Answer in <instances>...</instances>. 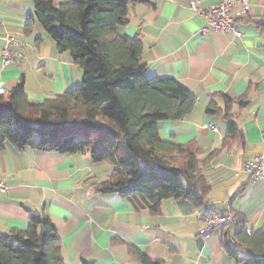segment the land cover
<instances>
[{"label": "crops", "instance_id": "0c3cea01", "mask_svg": "<svg viewBox=\"0 0 264 264\" xmlns=\"http://www.w3.org/2000/svg\"><path fill=\"white\" fill-rule=\"evenodd\" d=\"M193 1L207 9L223 0H135L119 33L141 38L147 77L174 78L197 97L186 118L161 122L159 129L164 140L195 142L201 158L221 149L205 167L211 192L202 207L168 199L157 215L137 210L119 194L97 191L110 163L7 144L0 151V181L7 187L0 191V236L25 230L31 214L43 209L56 226L65 264H142L140 254L164 264H240L219 229L209 239L200 229L207 203L215 212L231 210L248 228L264 227V178L252 181L244 171L247 160L264 156V0H236L233 13L249 2L237 18L242 39L204 34L206 19L191 9ZM34 10V0H0V84L9 93L24 76L29 101L38 103L78 87L83 72L37 22L27 31ZM6 34L20 43L12 47L16 59L4 65ZM211 104L221 113H207ZM227 113L240 132L223 146Z\"/></svg>", "mask_w": 264, "mask_h": 264}, {"label": "trees", "instance_id": "16d2710c", "mask_svg": "<svg viewBox=\"0 0 264 264\" xmlns=\"http://www.w3.org/2000/svg\"><path fill=\"white\" fill-rule=\"evenodd\" d=\"M133 2L34 0L35 15L27 31L37 22L60 53L70 54L83 72L82 82L32 103L22 76L11 92L0 95V151L10 144L110 163L112 172L96 184L97 191L119 194L135 209L153 215L168 199L202 207L211 192L205 167L221 149L201 158L195 142L161 137L159 124L186 118L197 97L174 78L147 77L141 38L119 33L129 22ZM207 113L218 115L221 109L211 104ZM225 119L223 146L240 132L232 116L227 113ZM236 217L234 226L219 229L229 254L240 264H264V227L248 228ZM140 258L142 264H164L143 254ZM0 264H65L56 226L43 209L31 214L25 230L0 236Z\"/></svg>", "mask_w": 264, "mask_h": 264}, {"label": "built area", "instance_id": "2783aa9c", "mask_svg": "<svg viewBox=\"0 0 264 264\" xmlns=\"http://www.w3.org/2000/svg\"><path fill=\"white\" fill-rule=\"evenodd\" d=\"M236 0H223L221 3L204 9L200 7L199 1H193L190 4L191 9L198 15L204 16L206 19L205 25L202 28L204 34L210 32H220L223 34H232L235 38L242 39L244 37L243 31L238 28L237 18L247 12L249 9V2L242 1V10L238 13H233ZM5 47L3 50L2 63L7 65L13 62L16 58V54L12 47L19 45L20 41L16 36L6 34ZM6 88L0 84V95L6 94ZM210 128L216 131V127L211 124ZM245 173L251 176L252 181H257L264 178V156H258L253 160H247L244 166ZM0 191H7L6 185L0 181ZM206 212L202 215L204 221L203 228L200 229V234L204 239H209L214 235L215 230L220 228H231L237 223V217L231 210L225 212H215L211 209V206L207 203L205 205ZM251 231L248 229V234ZM234 243V240H232Z\"/></svg>", "mask_w": 264, "mask_h": 264}]
</instances>
